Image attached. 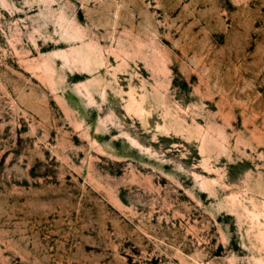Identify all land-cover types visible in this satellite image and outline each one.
<instances>
[{"label": "rangeland", "instance_id": "obj_1", "mask_svg": "<svg viewBox=\"0 0 264 264\" xmlns=\"http://www.w3.org/2000/svg\"><path fill=\"white\" fill-rule=\"evenodd\" d=\"M0 264H264V0H0Z\"/></svg>", "mask_w": 264, "mask_h": 264}]
</instances>
